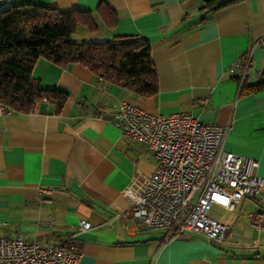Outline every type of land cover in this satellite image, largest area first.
Here are the masks:
<instances>
[{"label": "crops", "instance_id": "0c3cea01", "mask_svg": "<svg viewBox=\"0 0 264 264\" xmlns=\"http://www.w3.org/2000/svg\"><path fill=\"white\" fill-rule=\"evenodd\" d=\"M0 0V7L42 2L93 14L101 3L116 16L113 27L80 26L76 40L141 35L150 43L157 91L139 96L99 79L86 66L39 57L32 76L42 87H61L67 98L37 99L27 112L0 113V235L58 243L75 234L78 264H264V230L247 212L264 219V89L241 92L238 56L250 49L246 82L264 70V0ZM126 100L151 114L190 113L227 125L223 147L258 161L256 198L244 196L232 212L231 234L215 243L200 232L166 236L160 230L127 228L117 214L131 205L154 165L137 138L123 137L114 112ZM212 217H218L211 211ZM90 226L78 230L80 219ZM220 221V220H219Z\"/></svg>", "mask_w": 264, "mask_h": 264}, {"label": "built area", "instance_id": "2783aa9c", "mask_svg": "<svg viewBox=\"0 0 264 264\" xmlns=\"http://www.w3.org/2000/svg\"><path fill=\"white\" fill-rule=\"evenodd\" d=\"M257 43L264 47L263 38ZM250 62L247 49L234 63L240 83ZM10 111L0 102V113ZM114 116L122 136L143 141L154 158L145 184L132 191L131 205L117 214L127 219L126 227L160 230L164 237L195 231L215 243L228 239L231 227L210 215L212 206L232 210L244 196L256 198L263 180L255 173L256 159L224 149L227 125L186 112L151 114L126 100ZM247 218L255 229L264 230L261 210L248 211ZM89 226L80 219L78 230ZM80 256L75 234L55 244L0 235V264H78Z\"/></svg>", "mask_w": 264, "mask_h": 264}, {"label": "trees", "instance_id": "16d2710c", "mask_svg": "<svg viewBox=\"0 0 264 264\" xmlns=\"http://www.w3.org/2000/svg\"><path fill=\"white\" fill-rule=\"evenodd\" d=\"M223 4L204 0L200 9L213 10ZM96 13L80 8L59 9L42 2L0 7V102L11 110L27 112L37 99L55 101L59 110L67 98L61 87H42L32 70L39 57L57 64L78 62L99 79L127 88L139 96L157 91V75L151 60L150 43L141 35H115L103 40H76L80 26L98 27L97 17L113 27L116 16L101 5ZM264 89V70L258 78L241 82V92Z\"/></svg>", "mask_w": 264, "mask_h": 264}, {"label": "rangeland", "instance_id": "374dc122", "mask_svg": "<svg viewBox=\"0 0 264 264\" xmlns=\"http://www.w3.org/2000/svg\"><path fill=\"white\" fill-rule=\"evenodd\" d=\"M211 211L217 215V217L220 221H230L231 222V219L233 216L232 212L227 211L220 206H214V207L212 206V208L210 210V214H211Z\"/></svg>", "mask_w": 264, "mask_h": 264}]
</instances>
